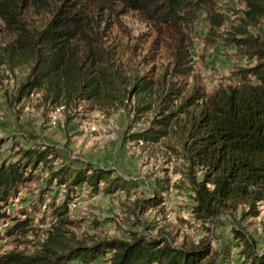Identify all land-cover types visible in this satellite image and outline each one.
I'll list each match as a JSON object with an SVG mask.
<instances>
[{"label":"trees","instance_id":"1","mask_svg":"<svg viewBox=\"0 0 264 264\" xmlns=\"http://www.w3.org/2000/svg\"><path fill=\"white\" fill-rule=\"evenodd\" d=\"M219 0H0V21L7 40L0 45V65L8 70L28 66L19 98L40 91L43 99L66 111L86 102L112 113L132 102L136 119H151L143 139L157 149L176 155L180 183L190 188L192 213L202 224L220 215L256 217L264 200V34L253 35L249 26L264 21V0H242L243 15L227 32L228 43L245 56L256 58L251 67L239 69V80L208 92L182 81L192 71L189 30L205 13L209 33L217 35L226 16ZM50 16L41 26L30 23L28 10ZM135 12L149 24L155 37L152 49L163 48L168 62L158 74L126 73L119 66L117 47L110 42L105 19ZM254 75L255 80L248 78ZM161 147V148H160ZM20 158L0 165V220L6 201L32 178L40 163L49 162L48 147H23ZM30 169L29 172L27 170ZM112 171L87 164L70 170L56 168L50 180L67 188L66 199L54 206V220L45 238L31 253L11 250L0 254V264L90 263L110 253V264H219L210 243L175 246L164 238H147L133 232L129 238H103L88 244L71 230L68 200L80 184L108 191L121 185L109 181ZM119 183V184H118ZM160 189L154 201L166 191ZM30 218L16 221L9 233L26 234ZM233 233L243 243L248 264H264V251L242 228ZM1 238V236H0Z\"/></svg>","mask_w":264,"mask_h":264},{"label":"rangeland","instance_id":"2","mask_svg":"<svg viewBox=\"0 0 264 264\" xmlns=\"http://www.w3.org/2000/svg\"><path fill=\"white\" fill-rule=\"evenodd\" d=\"M244 8L242 0H219L217 9L226 18L216 36L209 33L205 13L199 14L189 30L192 71L182 79L185 89L196 83L210 92L221 85L234 84L240 78L239 69L255 64L256 58L245 56L226 39L227 32L239 23ZM26 15L30 23L41 26L50 13L30 9ZM120 19L123 25L110 15L104 24L110 42L117 47L122 70L140 75L161 72L168 53L163 48L152 49L153 28L135 12ZM249 31L264 34V21L249 26ZM7 38L0 21V45ZM29 74L28 66L10 71L0 65V165L16 161L20 148L32 146L48 147L49 162L40 163L32 171V178L6 201V216L0 220V254L11 250L31 253L39 246L54 220V206L66 199L67 188L56 179L50 180L52 172L59 167L74 171L87 164L112 171L108 182L114 178L122 182L109 191L105 182L97 190L80 184L71 194L70 228L88 244L103 238H129L136 232L147 238H164L175 246L210 243L219 264H248L242 254L244 245L233 233V228H242L255 240L256 249L264 251V200L256 217L242 219L239 210L233 217L225 213L202 224L192 213L190 188L180 183L181 175L175 171L176 155L143 139L151 119H136L132 102L107 114L86 102L66 111L46 102L40 91L19 98L20 86ZM248 78L256 79L251 74ZM159 180L166 191L160 194L161 201L153 202L160 189ZM27 217L31 228L25 235L9 233L16 221ZM109 256L106 253L90 263L74 260L70 264H110Z\"/></svg>","mask_w":264,"mask_h":264},{"label":"built area","instance_id":"3","mask_svg":"<svg viewBox=\"0 0 264 264\" xmlns=\"http://www.w3.org/2000/svg\"><path fill=\"white\" fill-rule=\"evenodd\" d=\"M60 107H63V106H60Z\"/></svg>","mask_w":264,"mask_h":264}]
</instances>
